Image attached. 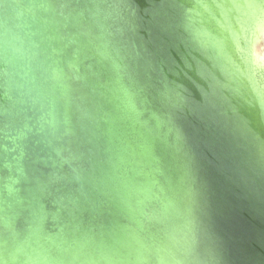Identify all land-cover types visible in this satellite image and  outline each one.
I'll use <instances>...</instances> for the list:
<instances>
[{"label":"water","instance_id":"water-1","mask_svg":"<svg viewBox=\"0 0 264 264\" xmlns=\"http://www.w3.org/2000/svg\"><path fill=\"white\" fill-rule=\"evenodd\" d=\"M125 1L0 0V264H264L244 0Z\"/></svg>","mask_w":264,"mask_h":264},{"label":"rangeland","instance_id":"rangeland-1","mask_svg":"<svg viewBox=\"0 0 264 264\" xmlns=\"http://www.w3.org/2000/svg\"><path fill=\"white\" fill-rule=\"evenodd\" d=\"M98 1V8H100V6L102 8H104L105 13H107V15L104 17L106 19V23H108L109 26H112V31L113 30H117L118 27H120V23L121 25H124V27H129L128 19L126 14H127V10L129 7V3L128 6H126V4H124L125 0H97ZM123 2V3H122ZM125 3H127L125 1ZM235 9H236V16H234V28L235 33L233 34V41L234 40H238L239 37V45L237 47H240L242 44L243 49H245V52L248 53L253 65L255 66V70H258L259 72H261V76H263L264 78V2H262V0H244L243 3H241L239 6L237 4L234 5ZM136 7V6H135ZM117 8V9H116ZM116 9V11H115ZM101 10V8H100ZM133 10H135L134 7H132L131 9H129V16L130 14L133 16ZM257 10H259V14L254 13ZM136 11V10H135ZM114 12L117 14V16H115ZM259 16V17H258ZM258 17V18H257ZM83 17L82 19H80V22L83 21ZM120 19V23L119 20ZM118 20V21H117ZM117 21V22H115ZM250 21V22H248ZM117 25V27H115L114 25ZM94 25V24H93ZM239 25V27H238ZM132 26V25H131ZM115 27V29L113 28ZM73 29H76L75 32H73L72 34H76L78 33L79 36L78 37H74L73 35L71 36V39H76L77 41L80 40H84V34L82 29H80L81 31L77 32V26H75ZM79 29V28H78ZM134 29V26H133ZM237 30V31H236ZM241 36H246V42L243 44L242 40L240 39ZM83 37V38H82ZM243 39V38H242ZM256 42H261V52H253V46ZM71 45L79 48L82 50V47H79L78 45H75L74 43H70ZM121 47H124V45H120ZM229 46V52H227V56L229 57V54H231V52L234 54V51L238 50H234L233 51V46L230 45V43L228 44ZM144 52V57L151 63V65L153 66V57H152V53L150 52V50L145 48ZM144 51V50H143ZM231 59V66H233L234 70L235 68V72L239 70L240 67H236V65H233V57L230 56L229 57ZM240 59V58H238ZM90 64V62H88ZM87 63V65H88ZM242 64L241 61L239 60L238 65ZM257 71H254V74H256ZM240 75V74H239ZM250 79V78H249ZM161 81V80H160ZM252 83L254 85V81L253 80H248V83H246V85L248 87L252 86ZM262 85H260L261 90H262V95L264 96V81L261 83ZM261 95V96H262ZM257 96V98H255L257 100V107L260 109V105L264 104V97L262 96ZM260 103V104H259Z\"/></svg>","mask_w":264,"mask_h":264},{"label":"bare ground","instance_id":"bare-ground-1","mask_svg":"<svg viewBox=\"0 0 264 264\" xmlns=\"http://www.w3.org/2000/svg\"><path fill=\"white\" fill-rule=\"evenodd\" d=\"M238 5V4H237ZM234 16H236V13L234 14ZM238 27H239V25H238ZM234 28H236V27H234ZM234 28H232V33H235V32H233V31H235L234 30ZM237 31V30H236ZM231 33V34H232ZM232 36H233V34H232ZM230 40L232 39L231 37L229 38ZM234 39V38H233ZM238 41V42H237ZM236 42V44H237V46L239 45V42H240V40H237ZM234 43H235V41H230V45L231 46H233L234 45ZM253 52H261V42H256L255 44H254V46H253ZM113 89H116L115 91H116V98H117V101H118V105H119V107H120V109L123 111L124 110V107L120 104V100H122V93H121V89L120 88H118V87H114ZM260 107V109H259V111H260V113L264 116V110H262V106L260 105L259 106ZM130 118H129V120L127 119V121H126V123H130Z\"/></svg>","mask_w":264,"mask_h":264},{"label":"trees","instance_id":"trees-1","mask_svg":"<svg viewBox=\"0 0 264 264\" xmlns=\"http://www.w3.org/2000/svg\"><path fill=\"white\" fill-rule=\"evenodd\" d=\"M230 37L233 38V37H232V34H231ZM232 41H233V39H231V42H232ZM259 104H260V103H259ZM261 106H262V110H264V104H263V105L261 104Z\"/></svg>","mask_w":264,"mask_h":264},{"label":"snow or ice","instance_id":"snow-or-ice-1","mask_svg":"<svg viewBox=\"0 0 264 264\" xmlns=\"http://www.w3.org/2000/svg\"><path fill=\"white\" fill-rule=\"evenodd\" d=\"M262 2H264V0H262Z\"/></svg>","mask_w":264,"mask_h":264}]
</instances>
